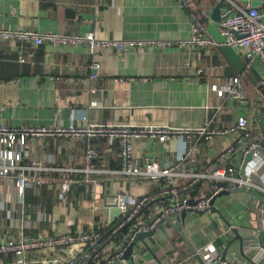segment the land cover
<instances>
[{
    "label": "crops",
    "instance_id": "crops-1",
    "mask_svg": "<svg viewBox=\"0 0 264 264\" xmlns=\"http://www.w3.org/2000/svg\"><path fill=\"white\" fill-rule=\"evenodd\" d=\"M231 1L241 6L250 1L264 14V0ZM189 2L190 10L203 18L204 11L214 9L220 0ZM207 19L208 24L213 23ZM192 24L181 0H0V29L93 34L99 41L179 42L190 38ZM235 51L246 65L242 73L221 47H126L120 51L99 46L91 55L83 45L0 42V124L13 128L206 127L207 131L223 134L207 139L193 133L166 143L156 139L134 141L132 159L142 169L149 160L160 168L181 165L184 174L229 167L231 173L239 176L241 167L235 159H228L240 141L257 139L261 133L264 66L251 57L250 51ZM94 63H99V69L92 67ZM234 77L240 78L245 99L220 98L211 91V86L222 87ZM92 101L100 105L91 107ZM240 117L249 122L245 131L237 128ZM90 144L98 154L91 161L86 159L88 143L78 139L44 138L26 145L21 165L39 183L29 185L21 199L12 181L0 180V244L91 231L101 235L100 241L93 249L74 245L30 251L22 257L0 254V264H63L82 257L87 263L101 252L114 233L109 230L120 219L113 220L108 215L106 204L113 205L118 197L137 201L139 207L131 208L138 215L139 225L154 217L156 206L174 204V198L165 193V178L122 175L118 149L111 148L106 140H93ZM88 168L95 172L86 173ZM218 183L184 176L179 178L178 188L185 198L197 200L205 198ZM65 184L67 191L62 190ZM200 184V197H192L188 187ZM230 190L226 188L224 195L216 197L214 205L228 207L227 217L257 231L264 242L262 193L254 192L255 196L238 200L228 193ZM172 215L180 221L165 224L163 235L157 236L164 245L155 241L150 250L140 243L136 254L152 262L154 253L161 261L171 259L173 264H200L192 249L202 260L207 256L221 258L226 241L222 222L214 212L183 210L166 217ZM237 253V247L232 246L225 261L241 259Z\"/></svg>",
    "mask_w": 264,
    "mask_h": 264
},
{
    "label": "built area",
    "instance_id": "built-area-1",
    "mask_svg": "<svg viewBox=\"0 0 264 264\" xmlns=\"http://www.w3.org/2000/svg\"><path fill=\"white\" fill-rule=\"evenodd\" d=\"M92 1V0H91ZM182 6L189 11L192 19L191 36L185 41L163 42V41H99L93 34L88 35H62L57 33H40L33 30L21 29H0V42L9 43H30L35 46L50 44L53 46H86L89 53H95L97 47L116 48L120 51L126 47H134L144 50L148 47H197L201 50L208 48L229 46L233 49L248 50L251 57L259 59L264 66V14L259 12L250 1L237 5L228 0L229 7L221 12V21L217 29L225 37V44H218L209 32L206 23L201 15L191 11L189 0H181ZM23 61V60H21ZM189 66V63L185 64ZM93 68L99 69V63H94ZM202 73V70H200ZM96 76H94V79ZM211 91L220 98H232L241 100L246 98V91L241 84L239 77L230 79L224 86H211ZM97 101L91 102V107H98ZM248 120L246 117L238 119L237 128L247 130ZM207 125V124H206ZM193 133L206 136L207 139L216 135H222L221 131H207L206 127L199 129L179 128V127H157L153 125L132 127V126H96L86 127H9L0 124V180L9 179L15 184L18 196L23 199L26 188L35 183L37 179L26 173L28 168L21 165L23 151L30 141L44 138H66L78 139L88 143L86 159L91 161L98 157L96 149L90 144L93 140H106L111 148L119 151L122 163L120 174L125 176L146 175L151 178L163 177L167 180L166 195L174 198L173 205H159L154 208L156 221L151 225H139L137 232H146L153 229L156 223L163 217L180 212L194 211L208 214L214 204L216 197L225 191V183H229L235 188H245L246 191L260 192L264 197V147L253 144V160L246 174L235 176L231 169L218 168L210 173L184 174L181 165L160 168L153 161L146 160L142 169L136 161L132 159L134 141L144 139H156L161 143H166L171 138L183 139ZM235 148L231 149L233 152ZM183 160V158H182ZM36 169H42L37 166ZM95 170L88 168L86 173H94ZM190 176L195 180L210 179L219 182V186L214 188L210 197L202 199H181V191L178 188L180 177ZM63 191L68 190V184L62 186ZM123 212L131 211L132 206L139 207L137 201H127L122 197L115 199ZM142 201V203H144ZM141 205V204H140ZM264 212V210H262ZM135 214L133 211L132 216ZM130 219V218H129ZM101 235L96 232H82L74 235H58L47 239L8 240L0 244V254H14L22 257L30 251L69 248L74 245H86L94 247L100 241ZM220 258L207 256L203 258L202 264H218ZM63 264H86L84 257L77 261H66ZM222 264H240L238 260L223 261Z\"/></svg>",
    "mask_w": 264,
    "mask_h": 264
},
{
    "label": "water",
    "instance_id": "water-1",
    "mask_svg": "<svg viewBox=\"0 0 264 264\" xmlns=\"http://www.w3.org/2000/svg\"><path fill=\"white\" fill-rule=\"evenodd\" d=\"M223 7H229L228 0H220L214 9L205 10L203 16V21L206 23L209 32L218 44H225L226 41L225 37L220 34L216 26L221 21V10ZM208 17L213 23H207ZM221 49L239 73L245 71L246 65L244 64L242 58L236 53L235 49L226 45L221 46ZM261 122L262 129L259 137L257 139L252 137L250 139L240 141L228 159V161L233 159L236 160L237 166L241 167V174L243 176L246 174L247 166L253 160L254 150L251 148L252 145L259 144L264 147V120H261ZM219 185L220 184L218 183L217 186ZM213 191L214 189L208 192L206 197H210ZM228 193L238 200V197H243L247 200L248 197L255 196L254 192L246 191L245 188H233ZM224 194L225 192L221 195ZM185 197V193L181 192V199H185ZM222 206L223 205L218 207L213 204L211 208V211L214 212V214H216L222 222V230L224 232L223 239L226 241L225 249L221 254L218 264H222V262L226 260V254L232 246L237 247V254L241 258H238L237 260L240 264H242V261L247 264H264L263 238L257 231L240 226V223H238L234 217H227L228 212H226V210L228 207L226 208ZM106 211L108 215L113 218V220L116 218L120 219L109 230L108 233H114L112 237L101 247V252H97L92 257L94 258L95 256H98L99 261L97 264H173L171 259L161 261L154 253H152L153 261L148 262V260H146L143 256H139L135 253V248L138 244L143 243L146 247L152 250V243L155 241H158L159 245H164L159 241L157 236L161 234L163 235L165 231L164 226L167 222L180 221L179 217L174 215L170 217H163L156 223V226L153 229L146 232H137L139 227V224L137 223L138 215L132 216L133 210L123 212L118 203L115 201L113 205L106 204ZM155 221L156 217H153L150 221L144 224L151 225ZM173 229L178 232L174 227ZM182 238L185 240L183 236ZM93 248L94 247H91V249ZM191 251L199 259L200 264H202L203 260L197 255V252L193 249Z\"/></svg>",
    "mask_w": 264,
    "mask_h": 264
},
{
    "label": "trees",
    "instance_id": "trees-1",
    "mask_svg": "<svg viewBox=\"0 0 264 264\" xmlns=\"http://www.w3.org/2000/svg\"><path fill=\"white\" fill-rule=\"evenodd\" d=\"M226 169H230V168L228 167ZM224 185H225V188L232 189L231 185L229 183H225ZM200 186H201V184L196 186L195 188L194 187H188L187 190L190 191L192 197H194V198L196 197L197 198V197H200V194H197V188H199ZM98 261H99L98 256H95L94 258L91 257L86 264H97Z\"/></svg>",
    "mask_w": 264,
    "mask_h": 264
}]
</instances>
